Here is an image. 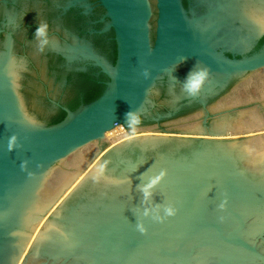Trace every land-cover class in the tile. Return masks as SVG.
Instances as JSON below:
<instances>
[{"label":"water","instance_id":"95a60500","mask_svg":"<svg viewBox=\"0 0 264 264\" xmlns=\"http://www.w3.org/2000/svg\"><path fill=\"white\" fill-rule=\"evenodd\" d=\"M97 1L0 0V264H264V0Z\"/></svg>","mask_w":264,"mask_h":264},{"label":"flooded vegetation","instance_id":"af4514ba","mask_svg":"<svg viewBox=\"0 0 264 264\" xmlns=\"http://www.w3.org/2000/svg\"><path fill=\"white\" fill-rule=\"evenodd\" d=\"M93 1L95 3H98L97 0ZM93 9L94 7L90 9L92 10V13L90 12L86 14V17L89 19L88 21H85L86 27L83 30V34H86L87 37H92L98 45L106 50V52L108 53V57H110L115 63L117 50L116 42L114 40V34L113 32H101L104 29L105 25H107L105 21L101 20V17L104 16L105 12L100 6L96 9L95 12H93ZM80 14L81 13H76L79 18L86 19L83 14ZM52 50L56 51L55 49ZM59 58H62L61 55L59 56ZM71 71L73 70L71 69ZM69 80L73 83V89L70 92L71 95L67 101H61L56 104L55 109L57 111V115L50 121V125H52L53 122L64 113V108H69L70 110H72V108L77 105L81 106L82 104H86V100L88 99L89 95H95L99 92H103L105 90L106 84L109 82V78L107 77V75H105L99 68L94 67L91 63H88L86 72L70 73ZM152 122L153 121L150 118L140 116L137 118L136 125L138 127H143L150 125ZM133 127L135 126L131 125L129 126V129H133Z\"/></svg>","mask_w":264,"mask_h":264},{"label":"clouds","instance_id":"9594fccd","mask_svg":"<svg viewBox=\"0 0 264 264\" xmlns=\"http://www.w3.org/2000/svg\"><path fill=\"white\" fill-rule=\"evenodd\" d=\"M47 27H48L47 24H40L37 27V29H36L35 35L37 37L44 35L46 33ZM192 75H193L192 73H189L188 76L185 78V89L190 94H194L195 91H197L198 90V87H199V84H197L195 86L191 85L190 81H191ZM207 76H208L207 70L206 69L205 70H202L199 73V77H198L199 82L200 83H203V81L207 78ZM145 214L147 215V213H145ZM166 215L167 216H173V215H175V210L172 209V208L166 209ZM138 230L141 231L142 233L146 231L145 228L143 227V225H139V224H138Z\"/></svg>","mask_w":264,"mask_h":264},{"label":"trees","instance_id":"16d2710c","mask_svg":"<svg viewBox=\"0 0 264 264\" xmlns=\"http://www.w3.org/2000/svg\"><path fill=\"white\" fill-rule=\"evenodd\" d=\"M261 44H264V39L262 40ZM102 93H103V92H99V93H97V94H95V95H89V96H88V99L86 100V104H89V103L95 101L96 99H98V98L102 95ZM79 107H80V106L77 105V106L73 107L72 110L74 111V110L78 109ZM66 116H67V113L64 111V113H63L60 117H58V118L53 122V124H58V123L62 122V121L66 118ZM53 124H52V125H53Z\"/></svg>","mask_w":264,"mask_h":264}]
</instances>
